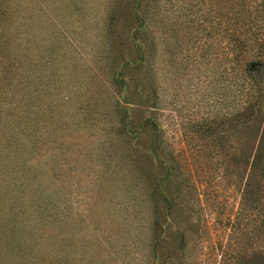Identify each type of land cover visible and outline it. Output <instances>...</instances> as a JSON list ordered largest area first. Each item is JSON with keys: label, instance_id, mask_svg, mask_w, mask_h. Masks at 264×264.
I'll return each instance as SVG.
<instances>
[{"label": "trees", "instance_id": "trees-1", "mask_svg": "<svg viewBox=\"0 0 264 264\" xmlns=\"http://www.w3.org/2000/svg\"><path fill=\"white\" fill-rule=\"evenodd\" d=\"M42 2L0 0V161L14 165L7 174L31 176L19 165L32 157L33 145L40 139H64L66 132L70 138L64 154L72 163L78 153L85 154L91 165L98 151L85 150L82 140L92 137L89 130L95 133L96 126L97 133L105 134L106 150L99 156L114 162L112 173L122 181L125 203L132 209L148 205L144 221L152 264L177 259L176 226L189 218L184 200L196 188L191 172L206 175V184L217 178L238 193L237 211L227 223L228 244L236 249H219L229 264H264V0H111L102 47L98 57L96 52L91 56L102 65L93 74L84 68L76 77L75 91L66 95L75 121L67 126L48 92L60 85L52 83L57 72L37 81L42 70L30 64L27 32L19 30L29 17L18 10L29 13ZM189 51L197 66L206 57V112L191 120L181 115L182 108L168 104L175 125L181 129L185 121L187 128L182 127L186 132L173 152L159 119L156 72H175V54L188 57ZM49 66L41 64L43 70ZM88 74L91 79L81 84L78 80ZM64 99L60 106L67 103ZM45 148L38 147L43 158ZM60 148L50 147L57 154ZM53 166L60 172V164Z\"/></svg>", "mask_w": 264, "mask_h": 264}, {"label": "rangeland", "instance_id": "rangeland-1", "mask_svg": "<svg viewBox=\"0 0 264 264\" xmlns=\"http://www.w3.org/2000/svg\"><path fill=\"white\" fill-rule=\"evenodd\" d=\"M40 1L43 2L29 13L27 8L18 10L21 17L29 20L26 26L17 27L27 32L30 64L42 70L37 81H46L52 70L57 72L52 83L56 80L60 85L48 92L53 95L51 106L58 107L67 126L75 121L73 104L66 95L75 91L76 77L84 68L93 74L102 65L98 60L94 63L95 57L91 56L96 52L98 57L102 47L105 14L111 0ZM81 29L83 33L79 34ZM55 45L58 49L52 50ZM162 50L163 46L159 55ZM187 54L188 57L185 52L175 54V72H156L162 105L159 119L164 121L166 144L173 152L181 144L186 124L181 120V129L175 125L168 104L177 111L182 108L181 115L187 114L191 120L202 119L206 112V57L197 66L191 60L192 52ZM42 62L50 66L43 70ZM91 76L78 81L82 84ZM62 96L67 103L60 106ZM100 125L99 121L98 128ZM94 131L89 130L92 137L82 140L85 150L98 151L92 154L91 165H86L89 160H85V154L78 153L73 163L68 152L64 154L68 132L64 139H40L41 144L33 145L32 157L19 165L31 176L8 175L14 165L0 161V264H152L151 238L144 221L148 205L132 209L125 203L122 181L112 173L114 162H109L105 154L103 158L99 156L106 150L105 134L97 133L96 126ZM76 132L81 133L79 129ZM42 144L46 147L44 158L38 151ZM52 146L61 147V155L51 150ZM55 163L61 165L60 172L53 166ZM120 168L123 167L118 171ZM191 174L196 181L195 194H187L184 200L191 212L185 225L176 226L181 245L178 250L175 247L178 254L174 264H229L227 253L219 249H236L228 244L227 223L237 211L238 193L217 178H207L206 184V175L203 178L202 174Z\"/></svg>", "mask_w": 264, "mask_h": 264}]
</instances>
